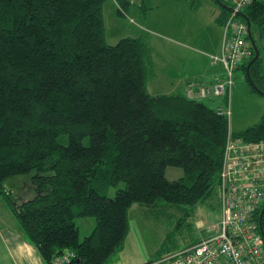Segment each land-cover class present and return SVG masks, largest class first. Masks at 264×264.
Listing matches in <instances>:
<instances>
[{"label": "trees", "instance_id": "trees-1", "mask_svg": "<svg viewBox=\"0 0 264 264\" xmlns=\"http://www.w3.org/2000/svg\"><path fill=\"white\" fill-rule=\"evenodd\" d=\"M106 1L0 0V197L45 264L66 253L74 254L68 264H106L124 245L133 204L190 207L191 216L210 201L219 213L228 134L264 140V114L230 132L229 117L218 114L227 96L151 95V49L142 35L107 43ZM113 1L120 15L133 5L144 14L150 9L145 0ZM213 1L224 27L230 13L222 5L230 2ZM242 16L259 52L248 75L264 92V45L257 46L264 39V0L242 10L238 19L245 22ZM254 56L253 50L236 68L246 80ZM204 99L219 101L210 106ZM168 167L183 176L168 180ZM29 175L34 196L16 203L3 183ZM256 213L264 240V202ZM82 217L95 225L80 240L75 220ZM172 248L158 258L179 246Z\"/></svg>", "mask_w": 264, "mask_h": 264}, {"label": "rangeland", "instance_id": "rangeland-1", "mask_svg": "<svg viewBox=\"0 0 264 264\" xmlns=\"http://www.w3.org/2000/svg\"><path fill=\"white\" fill-rule=\"evenodd\" d=\"M215 6L219 7L218 4ZM130 8L123 15H120L113 0L105 2L103 17L106 41L108 44L113 45L124 37L142 35L146 39L148 45L150 44L153 72L156 76L154 80L149 81L147 84L151 95L172 92L169 78L173 74L171 69L174 70V67L179 71V67H184V64L189 61L200 67L203 64H208L206 57L200 56L198 53L185 51L181 47L175 49L173 45L170 46L168 43L161 42L157 37L148 35L147 32L141 30L142 15L140 11L135 5ZM153 10L155 11V9ZM206 30L205 24H200L197 28L195 40L190 42L198 50L206 51L213 45L212 32ZM263 45L264 39L257 40L259 49ZM220 75L216 83L225 80V73L221 74L220 72ZM213 78L211 79L213 80ZM206 83H209V81ZM189 92L193 93V90L190 89ZM230 92L228 125L230 132L237 134L259 123L264 114V95L252 91L241 69L234 72ZM203 101L210 106H214L217 103L216 101L219 100H216L215 103H212L210 99H204ZM165 176L170 181L178 180L183 176V171L179 168L168 167L165 170ZM30 177L31 175L13 177L3 183L4 190L11 193L9 195L16 203H21L34 196V187L31 185ZM114 194L115 190L111 189L109 196L113 197ZM207 202L199 204L195 211L191 213V216H189L192 211L190 207L183 210L182 208L185 206H175L163 202H161L162 205L156 207L133 204L128 211L129 231L124 245L106 264H156L160 259L158 258V252L173 249L172 247L175 244L181 248L180 245L188 242V240H193L194 237H198L200 240L210 232L213 226L216 227L219 218L218 211L210 207V201ZM75 223L79 229L80 240L88 236L95 225L94 219L90 217L77 218ZM2 227L18 228L17 221L7 206L4 196L0 197V228Z\"/></svg>", "mask_w": 264, "mask_h": 264}, {"label": "built area", "instance_id": "built-area-1", "mask_svg": "<svg viewBox=\"0 0 264 264\" xmlns=\"http://www.w3.org/2000/svg\"><path fill=\"white\" fill-rule=\"evenodd\" d=\"M255 0H229L230 12L224 25L222 53L211 57L223 66L225 80L201 86L200 98L227 96L219 115L230 116L229 95L236 68L248 61L253 49L248 26L238 19L242 10ZM264 62V54H263ZM220 207L216 227L197 243L164 254L156 264H264V240L256 211L264 202V140L248 143L228 139L220 172ZM74 254L56 257L52 264H68Z\"/></svg>", "mask_w": 264, "mask_h": 264}, {"label": "crops", "instance_id": "crops-1", "mask_svg": "<svg viewBox=\"0 0 264 264\" xmlns=\"http://www.w3.org/2000/svg\"><path fill=\"white\" fill-rule=\"evenodd\" d=\"M198 2L199 6H192L188 0H145V5L150 8L149 11L144 14L139 10L142 15L141 30L157 37L161 42L173 45L175 49L181 47L185 51L198 53L208 60V64H203L201 67L189 61L184 67H179V71L175 67L174 70L171 69L173 74L170 75L169 83L172 92L162 95L180 92L188 98H193L199 87L215 84L221 76L220 72L224 73L223 66L211 60V57H218L222 53L224 29L218 23L222 16L221 7L215 6L217 3L213 0H199L196 3ZM200 24H205L206 31L212 32L214 38L212 47L206 51L198 50L190 44L195 40ZM154 79L155 77L152 80ZM207 81L209 83H206ZM190 89L193 93L189 92ZM0 264L45 263L18 226V228H0Z\"/></svg>", "mask_w": 264, "mask_h": 264}, {"label": "water", "instance_id": "water-1", "mask_svg": "<svg viewBox=\"0 0 264 264\" xmlns=\"http://www.w3.org/2000/svg\"><path fill=\"white\" fill-rule=\"evenodd\" d=\"M222 6L227 10V12H229V13L232 12V9H231L230 7H228V6H224V5H222ZM239 15H240V14H239ZM242 17H243V16H242ZM243 18H244V20H245V22H246V24H247V26H248V39H249V42H250V44H251V46H252V48H253V50H254V53H255L254 58L250 61V63H249L248 66H247V71H246V74H247V80H248L250 86L254 88L255 92L264 95V92L260 91L259 89H257V88L255 87L254 83L251 81V79H250V77H249V75H248V68L250 67V65H251L254 61H256V60L259 58V52H258V50H257V48H256V46H255V43H254V41H253V39H252V37H251V34H250V23L247 21V19H246L245 17H243Z\"/></svg>", "mask_w": 264, "mask_h": 264}]
</instances>
